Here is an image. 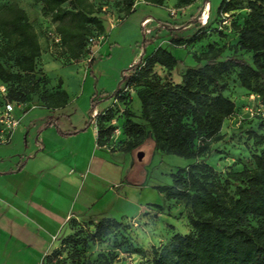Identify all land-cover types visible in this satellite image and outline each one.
Returning a JSON list of instances; mask_svg holds the SVG:
<instances>
[{"label": "trees", "instance_id": "16d2710c", "mask_svg": "<svg viewBox=\"0 0 264 264\" xmlns=\"http://www.w3.org/2000/svg\"><path fill=\"white\" fill-rule=\"evenodd\" d=\"M36 1L43 4L52 21L58 22L60 44L70 59L77 60L85 51L92 26L99 32L104 30L96 16L100 9L89 0ZM121 1L126 16L133 13L134 0ZM142 1L161 6L164 0ZM241 10V23L232 21L231 16ZM216 12L217 30L233 29L237 35L234 44L209 43L205 51L193 55V63L186 64L183 56L167 47L156 46L146 55V47L157 38L155 33L143 40L139 60L123 73L115 90L100 94V99L112 96L114 101L122 100L125 87H136L141 121H133V113L124 110L128 139L119 150L134 156L142 150L151 156L160 153L187 160L186 165L170 173V184L155 187L167 200L185 204L191 229L187 233L176 231L166 243L152 247L150 259L143 264H264V118L255 119L254 125L245 129L247 146L252 140V145L259 148L251 152L252 167L229 171L220 177L207 162L216 151L212 143L224 137V120L235 109L234 102L224 95L225 77L235 74L240 86L254 93L259 104L264 105V0H221ZM222 13L229 14L226 25L220 23ZM206 32L207 28L200 24L185 41L202 38ZM181 43L179 36L169 37L170 46L178 48ZM226 47L232 50L231 54H224ZM239 51L249 52L250 59ZM8 52L12 64L0 61V81L10 83L6 95L9 101L24 102L47 79L36 75L40 46L26 13L14 3L0 9V56ZM155 66L164 69L166 75L157 76ZM177 72L178 81L172 78V73ZM94 96L95 93L90 99V110L98 104ZM41 100H50L48 107L58 108L67 103L68 96L61 87L42 95ZM109 111L110 106H104L96 117L99 145L106 144L112 131V127L103 126L111 119ZM144 177L140 167L126 175L128 182L134 184L143 182ZM90 220L96 222L92 240H100L120 226V221L113 217ZM73 221L78 220L72 219L70 225ZM70 236L73 235L63 237L61 244ZM56 254L55 249L46 256V264H61L55 261Z\"/></svg>", "mask_w": 264, "mask_h": 264}, {"label": "rangeland", "instance_id": "374dc122", "mask_svg": "<svg viewBox=\"0 0 264 264\" xmlns=\"http://www.w3.org/2000/svg\"><path fill=\"white\" fill-rule=\"evenodd\" d=\"M220 1L164 0L161 6H156L134 0L133 13L126 16L121 0H89L94 7L100 9L96 16L104 28L103 32H99L92 26L89 35L101 36L102 44L107 38L105 25L119 28L109 33L101 51L99 47H94L91 53L86 48L77 60H73L63 51L61 41L55 40L58 35V22L50 19L42 3L36 0H0V9L6 4L14 3L26 13L41 50L36 59V75L47 79L45 84H40L38 92L30 93L26 101L18 103L7 99L10 83L0 81V140L7 136L6 121L9 114L20 121L27 113L32 116L38 114L40 108L48 109L51 101L44 102L41 96L51 94L61 88L63 83V87L73 95L69 104L71 108L82 110L87 117L91 108L90 99L94 93L98 110L110 106L111 119L104 122L103 126L112 127V131L107 136L105 145L111 151L120 149L128 139L124 131V110L128 109L133 113V121H141L140 103L135 95L136 87H125L121 92L123 99L116 101L112 96L100 99L101 92L109 94L115 90L122 73L127 72L128 67L139 60L144 49L143 40L155 33L157 38L146 47V55L156 46L167 47L174 54L183 56L186 64L193 63V55L205 51L209 43L219 46L234 44L237 35L233 29L226 27L224 32L217 30L216 10ZM243 13L242 10L235 12L231 20L241 23ZM140 18L142 20L139 23ZM157 23L161 26L153 33L143 32V26L153 27ZM200 24L207 28L206 35L202 38L196 36L186 42L185 39L194 35ZM172 35L182 39L178 48L168 44ZM231 53L232 50L226 47L224 54ZM239 53L248 59L251 57L249 52ZM0 61L11 65L9 52L2 54ZM12 70L15 71V68L12 67ZM154 72L161 78L166 75L159 66H155ZM180 72L172 73V78L178 81ZM225 81L227 86L224 95L234 102L235 109L222 124L223 139L212 143L211 146L216 151L207 158V162L220 177H224L229 171L254 165L251 152L259 148L252 145V140L248 141L247 146L245 129L254 125L255 119L264 118L257 96L240 86L235 74L225 77ZM11 84L17 86L16 82ZM7 104L12 107L11 111H7ZM142 152L144 155L141 159H138V155L123 153L126 154V171L129 173L140 167L142 175L145 173L144 181L134 184L126 179L118 194L117 189L111 187L109 199L100 200L95 207V212H99V215L106 212L117 220L120 219V226L102 239L92 240L91 233L96 222L90 218L73 221L69 232L73 236L56 248L57 256L53 255L55 261L61 264H143L150 259L152 247L166 243L176 231L187 233L191 229L189 211L185 204L174 199L167 200L155 187L170 184V173L186 165L187 160L176 155L154 153L151 156L148 152ZM116 195L120 196L119 199ZM141 204L143 206L139 212ZM30 264L36 263L32 261Z\"/></svg>", "mask_w": 264, "mask_h": 264}, {"label": "crops", "instance_id": "0c3cea01", "mask_svg": "<svg viewBox=\"0 0 264 264\" xmlns=\"http://www.w3.org/2000/svg\"><path fill=\"white\" fill-rule=\"evenodd\" d=\"M117 28L105 25L106 37ZM62 88L63 107L25 114L0 140V264H46L72 219L113 217L96 204L126 181V154L97 143L91 119L71 108L72 92Z\"/></svg>", "mask_w": 264, "mask_h": 264}, {"label": "built area", "instance_id": "2783aa9c", "mask_svg": "<svg viewBox=\"0 0 264 264\" xmlns=\"http://www.w3.org/2000/svg\"><path fill=\"white\" fill-rule=\"evenodd\" d=\"M221 21L220 23L223 24V25H226L228 24V21H229V14L228 13H222L221 16ZM161 24L160 23H157L155 26L153 27H142L143 28V32L145 34L147 33H153L154 31H156L158 28H160ZM55 40L57 42H60L61 39H60V36H55ZM102 41V37L101 36H89L88 37V40H87V45H86V48L90 50V52L92 53L94 51V47H99L100 46V43ZM96 44V45H95ZM253 96V95H252ZM261 109H260V112L261 114L264 116V105H261ZM12 107L7 104V111H11ZM100 112V110H98L96 107L91 109L88 113V116L89 118L91 119L93 125H94V129L97 131V127H96V117L98 115V113ZM9 118L8 120L6 121L7 122V136L6 137H3L4 139H7L11 133V131L18 125L19 123V120L18 119H15L11 114H9Z\"/></svg>", "mask_w": 264, "mask_h": 264}, {"label": "water", "instance_id": "95a60500", "mask_svg": "<svg viewBox=\"0 0 264 264\" xmlns=\"http://www.w3.org/2000/svg\"><path fill=\"white\" fill-rule=\"evenodd\" d=\"M122 78H123V73H122ZM121 78V79H122ZM138 159H141L142 158V156L144 155V153L142 152V151H140V152H138Z\"/></svg>", "mask_w": 264, "mask_h": 264}]
</instances>
